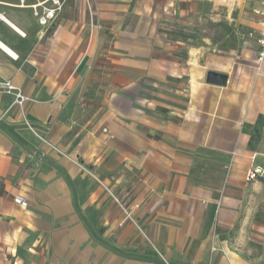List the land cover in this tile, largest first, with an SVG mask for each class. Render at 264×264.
<instances>
[{"label":"crops","instance_id":"1","mask_svg":"<svg viewBox=\"0 0 264 264\" xmlns=\"http://www.w3.org/2000/svg\"><path fill=\"white\" fill-rule=\"evenodd\" d=\"M25 7L0 0L27 97L0 92V264H264V0Z\"/></svg>","mask_w":264,"mask_h":264},{"label":"built area","instance_id":"2","mask_svg":"<svg viewBox=\"0 0 264 264\" xmlns=\"http://www.w3.org/2000/svg\"><path fill=\"white\" fill-rule=\"evenodd\" d=\"M66 0H36L33 4H30L29 7L32 9L33 16L36 19L38 26L41 30H48L56 19L58 18L59 14L61 13L63 6ZM88 4V13H89V31L92 33L95 29L100 27V23L96 19L95 10L87 1ZM254 14L258 16L257 23L259 25L258 30H250L247 32L240 33L241 38H253L255 39L259 51L257 59L258 61H262L264 58V12H260L258 10L254 11ZM0 92L4 93H11L14 96L12 104H16L19 107H22L23 102L27 99L21 91L14 86L10 81L7 80H0ZM27 125H29L26 122ZM44 140L42 137H40ZM260 167H250L246 174L247 180H253L257 177L258 174H261ZM114 200L118 202V199L113 196ZM21 202H24L22 198H19Z\"/></svg>","mask_w":264,"mask_h":264},{"label":"rangeland","instance_id":"3","mask_svg":"<svg viewBox=\"0 0 264 264\" xmlns=\"http://www.w3.org/2000/svg\"><path fill=\"white\" fill-rule=\"evenodd\" d=\"M7 1H11L12 3H14V4H24L26 7V9L25 10H28L29 9V5L30 4H32V3H34L36 0H7ZM84 1V0H83ZM224 29H226L225 28V26L223 27L222 26V28L220 29L221 31L220 32H222V31H224ZM209 32H211L210 34H207L206 33V35H208V37H213L217 42L218 41H221V38L218 36L220 33H218V31H216V33H213V31L212 30H209L208 31V33ZM192 37H194V35H190V36H188V38L190 39V43L192 42ZM103 131H105L106 132V129H103ZM254 181V180H253ZM256 181H258V182H260V180H255L254 182H256ZM254 187L255 186H260V184H254L253 185ZM260 202V200H259V196H258V200H257V203H259ZM259 213V211H256V214H258ZM255 240V239H254ZM256 241L258 242V243H256L257 245H260V239H256Z\"/></svg>","mask_w":264,"mask_h":264},{"label":"water","instance_id":"4","mask_svg":"<svg viewBox=\"0 0 264 264\" xmlns=\"http://www.w3.org/2000/svg\"><path fill=\"white\" fill-rule=\"evenodd\" d=\"M206 82L207 83H212V84H218V74L213 71H209L206 76Z\"/></svg>","mask_w":264,"mask_h":264},{"label":"bare ground","instance_id":"5","mask_svg":"<svg viewBox=\"0 0 264 264\" xmlns=\"http://www.w3.org/2000/svg\"><path fill=\"white\" fill-rule=\"evenodd\" d=\"M23 5V4H21ZM14 27V26H13ZM16 30H18L16 27H14ZM20 32V30H18ZM0 47L5 51L7 52L8 54H10L11 56L13 57H16V54L10 49L8 48L7 46H5L2 42H0Z\"/></svg>","mask_w":264,"mask_h":264}]
</instances>
